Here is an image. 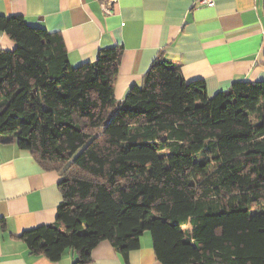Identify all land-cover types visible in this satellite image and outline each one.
Instances as JSON below:
<instances>
[{
    "label": "trees",
    "instance_id": "1",
    "mask_svg": "<svg viewBox=\"0 0 264 264\" xmlns=\"http://www.w3.org/2000/svg\"><path fill=\"white\" fill-rule=\"evenodd\" d=\"M0 143L59 175L55 223L23 232L34 256L125 260L149 233L160 264H264V82L208 97L155 60L121 101V47L71 67L58 34L0 16Z\"/></svg>",
    "mask_w": 264,
    "mask_h": 264
},
{
    "label": "crops",
    "instance_id": "2",
    "mask_svg": "<svg viewBox=\"0 0 264 264\" xmlns=\"http://www.w3.org/2000/svg\"><path fill=\"white\" fill-rule=\"evenodd\" d=\"M0 0V16L58 34L71 67L95 60L101 49L121 47L114 83L121 101L157 59L178 65L186 82L200 80L210 98L235 82H264V0ZM107 11L108 13H106ZM0 49L14 44L0 33ZM60 177L43 171L14 142L0 143V264H72L32 255L23 232L55 223ZM89 264H160L151 236L143 234L127 258L106 241Z\"/></svg>",
    "mask_w": 264,
    "mask_h": 264
},
{
    "label": "built area",
    "instance_id": "3",
    "mask_svg": "<svg viewBox=\"0 0 264 264\" xmlns=\"http://www.w3.org/2000/svg\"><path fill=\"white\" fill-rule=\"evenodd\" d=\"M213 2L212 0H200L199 1V5H203V6H212ZM106 13H108L107 11H105Z\"/></svg>",
    "mask_w": 264,
    "mask_h": 264
},
{
    "label": "rangeland",
    "instance_id": "4",
    "mask_svg": "<svg viewBox=\"0 0 264 264\" xmlns=\"http://www.w3.org/2000/svg\"><path fill=\"white\" fill-rule=\"evenodd\" d=\"M145 234H147V235H149L150 236V234L147 232V233H145Z\"/></svg>",
    "mask_w": 264,
    "mask_h": 264
}]
</instances>
